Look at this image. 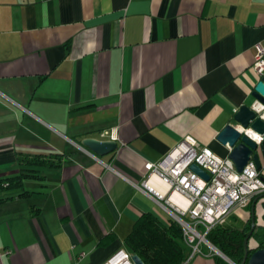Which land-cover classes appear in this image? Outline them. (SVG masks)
Here are the masks:
<instances>
[{
    "label": "crops",
    "instance_id": "0c3cea01",
    "mask_svg": "<svg viewBox=\"0 0 264 264\" xmlns=\"http://www.w3.org/2000/svg\"><path fill=\"white\" fill-rule=\"evenodd\" d=\"M261 45L264 0H0V180L35 170L22 159L61 156L0 191V264H105L129 252L143 215L168 226L143 183L168 188L147 165L186 137L230 159L218 136L228 125L242 131L236 114L259 101ZM106 131L116 151L83 146L111 141ZM261 213L264 197L222 226L252 221L262 238ZM188 264L228 263L196 255Z\"/></svg>",
    "mask_w": 264,
    "mask_h": 264
},
{
    "label": "built area",
    "instance_id": "2783aa9c",
    "mask_svg": "<svg viewBox=\"0 0 264 264\" xmlns=\"http://www.w3.org/2000/svg\"><path fill=\"white\" fill-rule=\"evenodd\" d=\"M258 78L264 76V45L257 47L252 67ZM257 118L264 122V104L256 101L252 107ZM258 145L264 141L252 130H244ZM102 139L116 140L113 132L101 134ZM199 166L209 175L204 179L191 168ZM147 170L151 176H157L168 188L162 194L151 187L149 181L143 187L162 203L163 209L170 214L183 231V238L190 255L184 264L196 255L210 256L217 254L228 264H236L225 258L208 241L207 235L216 227L222 226L237 209L248 207L252 201L264 197V179L256 164L250 161L242 172L236 169L230 159L217 157L208 148L201 147L193 137H186L179 145L157 164L149 163ZM176 198L184 201L182 206ZM211 253H205L202 247ZM0 252V260H1ZM133 255L121 250L105 264H135Z\"/></svg>",
    "mask_w": 264,
    "mask_h": 264
},
{
    "label": "trees",
    "instance_id": "16d2710c",
    "mask_svg": "<svg viewBox=\"0 0 264 264\" xmlns=\"http://www.w3.org/2000/svg\"><path fill=\"white\" fill-rule=\"evenodd\" d=\"M55 158V160H52ZM60 155L49 157L36 156L33 159H22L20 166H35V170L23 169L21 175L0 180V191L22 185L26 178H40L38 168L59 167L56 161ZM2 200H0L1 202ZM251 224L246 230H230L223 226L213 229L208 235V241L236 264H242L245 256L244 242L251 230ZM257 230V229H256ZM254 231L251 239H256L258 248L264 247V240ZM250 244V243H249ZM127 250L138 255L144 264H184L190 252L184 243L183 231L180 225L171 220L168 226L163 225L154 215L145 214L136 223L133 232L125 241ZM251 249L250 255L256 251Z\"/></svg>",
    "mask_w": 264,
    "mask_h": 264
},
{
    "label": "water",
    "instance_id": "95a60500",
    "mask_svg": "<svg viewBox=\"0 0 264 264\" xmlns=\"http://www.w3.org/2000/svg\"><path fill=\"white\" fill-rule=\"evenodd\" d=\"M254 97L264 104V76L255 89ZM234 121L244 130H252L256 134L264 136V122L257 118L256 113L250 107H241L236 114ZM218 140L223 145H228L232 149L229 158L234 162L236 169L239 172H242L250 161H253L256 164L259 171L263 169L262 158L259 151H262L264 160V141L261 145H258L249 137L248 134L245 132L241 133V131H239V129L234 125H228L225 127L219 134ZM82 144L99 157L111 154L116 151L118 147L117 142L100 141L97 139H87L83 141ZM191 169L204 179L209 180V175L199 166L193 165ZM255 227L256 225L253 223L251 231L244 242L245 256L242 264H264V249L256 250L252 255H250L251 249L249 248V239L253 235ZM218 252L225 258H228L219 250ZM132 261L135 264H144L143 260L138 255H133Z\"/></svg>",
    "mask_w": 264,
    "mask_h": 264
},
{
    "label": "rangeland",
    "instance_id": "374dc122",
    "mask_svg": "<svg viewBox=\"0 0 264 264\" xmlns=\"http://www.w3.org/2000/svg\"><path fill=\"white\" fill-rule=\"evenodd\" d=\"M258 208L259 209H262V206H260V204L258 205ZM263 212V211H262ZM259 222H260V224H262V225H264V215L262 216V213L259 215ZM171 220H173V219H171ZM258 232H259V234L262 236V238H264V226H263V228H260V229H258ZM215 247V246H214ZM216 248V247H215ZM204 249H207V248H204ZM217 249V248H216ZM221 252V251H220ZM208 253V252H207ZM209 253H211V251H209ZM222 253V252H221ZM223 254V253H222ZM214 256H217V254H213ZM227 263V262H226Z\"/></svg>",
    "mask_w": 264,
    "mask_h": 264
},
{
    "label": "bare ground",
    "instance_id": "6f19581e",
    "mask_svg": "<svg viewBox=\"0 0 264 264\" xmlns=\"http://www.w3.org/2000/svg\"><path fill=\"white\" fill-rule=\"evenodd\" d=\"M178 201V200H177ZM183 205H185V204H183Z\"/></svg>",
    "mask_w": 264,
    "mask_h": 264
}]
</instances>
